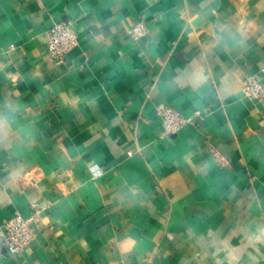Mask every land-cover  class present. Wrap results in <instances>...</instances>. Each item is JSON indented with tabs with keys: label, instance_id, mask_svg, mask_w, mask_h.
Wrapping results in <instances>:
<instances>
[{
	"label": "crops",
	"instance_id": "obj_1",
	"mask_svg": "<svg viewBox=\"0 0 264 264\" xmlns=\"http://www.w3.org/2000/svg\"><path fill=\"white\" fill-rule=\"evenodd\" d=\"M72 23L65 66L48 32ZM143 24L138 40L129 32ZM264 0H0V264H264ZM192 120L163 136L157 108Z\"/></svg>",
	"mask_w": 264,
	"mask_h": 264
},
{
	"label": "built area",
	"instance_id": "obj_2",
	"mask_svg": "<svg viewBox=\"0 0 264 264\" xmlns=\"http://www.w3.org/2000/svg\"><path fill=\"white\" fill-rule=\"evenodd\" d=\"M144 33L143 24H137L129 32L135 40L142 38ZM78 36L69 21L59 20L53 24L48 32V54L55 64L65 66L68 63L69 54L79 44ZM244 91L252 99H262L264 98V83L250 79ZM157 116L160 119L163 136L178 133L192 121L167 105L157 108ZM35 219L36 216L23 218L17 214L4 223L3 230L0 232V242L12 256H20L35 239Z\"/></svg>",
	"mask_w": 264,
	"mask_h": 264
}]
</instances>
